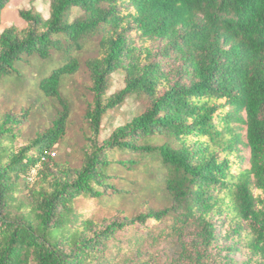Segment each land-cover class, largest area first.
Returning <instances> with one entry per match:
<instances>
[{
  "label": "trees",
  "instance_id": "1",
  "mask_svg": "<svg viewBox=\"0 0 264 264\" xmlns=\"http://www.w3.org/2000/svg\"><path fill=\"white\" fill-rule=\"evenodd\" d=\"M19 16L22 27L0 32V79L47 62L37 85L61 109L27 143H17L18 119L0 122V264H116L107 256H125L129 230L166 233L178 245L171 264H264V0H50L47 18L35 9ZM90 37L89 135L74 168L51 152L70 112L63 78L78 71ZM119 68L125 85L107 95ZM132 95L148 99L144 111L98 141L105 113ZM156 137L163 143H149ZM147 159L168 205L106 222L77 206L118 192L111 171ZM226 222V236L237 237L226 248L245 251L241 262L218 259Z\"/></svg>",
  "mask_w": 264,
  "mask_h": 264
},
{
  "label": "rangeland",
  "instance_id": "2",
  "mask_svg": "<svg viewBox=\"0 0 264 264\" xmlns=\"http://www.w3.org/2000/svg\"><path fill=\"white\" fill-rule=\"evenodd\" d=\"M50 0H9L3 9L0 32L7 26L16 25L22 27L24 21L19 16V11L35 9L44 18L49 15ZM77 10H73L75 14ZM72 17V16H71ZM70 17V19H71ZM97 38L90 37L85 49L77 54L79 69L76 73L63 78L60 90L69 103V117L64 138L52 148L51 155L54 161L68 164L78 168L81 165L83 151L88 143L89 130L84 118L85 108L91 101L89 86L90 77L85 66L87 58L96 55ZM47 62L34 63L27 67L21 79H0V122L6 115H11L19 120L16 129L21 131L17 143H27L29 140L40 136L46 128L52 125L56 113L61 109L55 98L45 97L38 88L37 80L39 71L46 68ZM48 67V66H47ZM41 73V72H40ZM125 85V72L123 69L115 70L108 79L107 95H112ZM148 99L144 95H132L120 106L109 109L101 120L98 141L108 138L120 125L129 121L133 116L144 111L148 105ZM164 138L156 137L149 141L152 144H162ZM248 156V151H245ZM117 157H120L119 155ZM148 160V159H147ZM142 160L136 170L115 169L111 171L114 186L118 192L108 194L103 201L89 202L80 198L77 206L89 211L91 217L99 222H106L115 217L127 215L129 217L146 211L148 207L160 208L169 204V198L158 184L154 171V162ZM148 166V169L145 168ZM36 169V168H35ZM158 171V170H157ZM29 179L32 180L29 176ZM152 179V180H151ZM110 193V192H109ZM166 224H162L164 226ZM221 225V223H219ZM230 225L226 222L218 228L219 241L217 248L218 259L228 257L241 262L246 259L245 251L228 250L229 245L237 241L235 236H226ZM157 233L158 231H152ZM163 233L156 240L140 238L139 232L125 231L123 239L131 237L133 243L126 247L124 257L107 256L116 264H154L155 258L159 264H171L170 260L175 256L178 245ZM114 251H109L114 255Z\"/></svg>",
  "mask_w": 264,
  "mask_h": 264
},
{
  "label": "built area",
  "instance_id": "3",
  "mask_svg": "<svg viewBox=\"0 0 264 264\" xmlns=\"http://www.w3.org/2000/svg\"><path fill=\"white\" fill-rule=\"evenodd\" d=\"M35 174H36V169L35 168L31 169V171L29 173L30 178L33 179Z\"/></svg>",
  "mask_w": 264,
  "mask_h": 264
}]
</instances>
